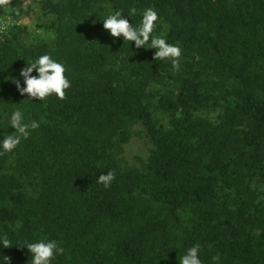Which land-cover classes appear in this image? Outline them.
I'll use <instances>...</instances> for the list:
<instances>
[{"label":"trees","instance_id":"trees-1","mask_svg":"<svg viewBox=\"0 0 264 264\" xmlns=\"http://www.w3.org/2000/svg\"><path fill=\"white\" fill-rule=\"evenodd\" d=\"M148 8L152 36L181 49L178 71L154 59L151 37L136 48L103 28L116 10L136 27ZM6 11L23 24L0 36V133L15 109L39 127L0 155V264H28L16 245L49 239L64 249L53 264H179L197 244L202 264H264V0H4ZM43 54L66 67L63 100L31 101L13 82ZM140 133L151 147L129 163Z\"/></svg>","mask_w":264,"mask_h":264},{"label":"clouds","instance_id":"clouds-1","mask_svg":"<svg viewBox=\"0 0 264 264\" xmlns=\"http://www.w3.org/2000/svg\"><path fill=\"white\" fill-rule=\"evenodd\" d=\"M4 0H0L3 4ZM130 10V13L134 12ZM122 10H116L109 13L102 20L103 28L107 30L108 34L113 38L122 37L123 41L134 42L136 48L145 47L149 43L150 49H155L154 59L161 61H170L173 71L179 70L181 49L179 46L169 44L164 38H156L152 36L153 30L158 20V13L153 8L144 10L141 17L140 24L136 27L132 26L126 18L122 17ZM130 13H127L131 17ZM35 71L36 75H33ZM65 65L53 59L48 54L38 56L32 63L20 69L19 76L21 80L13 78L17 90L21 95L27 94V98L33 101L36 98L38 101H43L45 98L55 95L59 100L65 98V90L71 86L70 80L65 75ZM25 114L20 109H15L10 114V125L14 131L12 134L3 135L0 140V155L12 152L21 143L22 140H27L31 135V131L39 127L36 120L30 123H25ZM115 179V174L108 171L101 174L97 181L102 183L105 188L110 186L112 180ZM11 246L10 240L5 235H0V247L8 248ZM22 248H27L30 253V260L28 264H53V261L58 255L63 254L64 249L55 240L26 242L25 244L16 245ZM200 246L193 245L186 250V253L180 258L179 264H202L199 258ZM6 257V264H9V257Z\"/></svg>","mask_w":264,"mask_h":264},{"label":"rangeland","instance_id":"rangeland-1","mask_svg":"<svg viewBox=\"0 0 264 264\" xmlns=\"http://www.w3.org/2000/svg\"><path fill=\"white\" fill-rule=\"evenodd\" d=\"M37 33L41 35L39 30L36 31V34ZM150 147V141L142 133L133 135L125 148L124 156L129 163H134L136 162V157H144L148 153Z\"/></svg>","mask_w":264,"mask_h":264},{"label":"built area","instance_id":"built-area-1","mask_svg":"<svg viewBox=\"0 0 264 264\" xmlns=\"http://www.w3.org/2000/svg\"><path fill=\"white\" fill-rule=\"evenodd\" d=\"M23 24V20L9 12H0V36L8 34L15 27Z\"/></svg>","mask_w":264,"mask_h":264}]
</instances>
